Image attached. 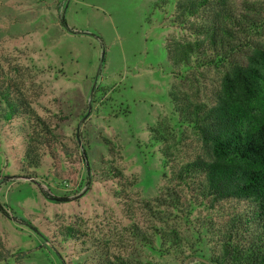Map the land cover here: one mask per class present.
Wrapping results in <instances>:
<instances>
[{"label":"rangeland","instance_id":"374dc122","mask_svg":"<svg viewBox=\"0 0 264 264\" xmlns=\"http://www.w3.org/2000/svg\"><path fill=\"white\" fill-rule=\"evenodd\" d=\"M157 2L0 0V79L20 89L57 126L63 141L57 162L46 156L40 169L23 171V139L11 134L10 127H0V249L6 257L0 264H90V246L100 239L136 264H203L216 250L201 225L204 219L212 218L220 227L235 209L248 207L228 202L212 210L196 204L187 217L176 213L172 222L157 225L176 230L179 247H162L158 240L146 247L126 233L133 220L150 224L134 201L154 199L169 182L162 151L179 152V141L188 138L189 144L193 141L185 149L189 159L204 152L173 114L169 97L178 80L167 45L172 39H194L173 23V6L162 9ZM228 4L253 8L261 39L264 0ZM214 77L210 72L208 86ZM153 130L167 138V145L153 142ZM110 140L113 153L105 146ZM110 161L138 184L128 204L115 198V181L88 176ZM68 227L86 239L62 238L59 231Z\"/></svg>","mask_w":264,"mask_h":264},{"label":"trees","instance_id":"16d2710c","mask_svg":"<svg viewBox=\"0 0 264 264\" xmlns=\"http://www.w3.org/2000/svg\"><path fill=\"white\" fill-rule=\"evenodd\" d=\"M157 4L162 9L173 6V23L194 39L185 43L172 39L167 45L178 80L169 97L173 114L195 134L204 152L189 159L185 149L193 141L189 144L188 138L179 141L181 153L168 147L162 151L169 182L154 199L134 201V207L150 224L143 226L133 220L126 233L146 247H153L156 240L162 247H179L178 232L157 225L172 222L176 213L187 217L196 204L215 210L228 202L244 203L248 207L235 209L220 227L212 218L201 223L216 244L207 261L264 264V35L257 38L262 26L253 8L240 10L228 0H158ZM62 24L66 25L64 20ZM210 72L216 77L208 86ZM7 126L11 134L23 139V171L40 169L46 156L57 162V148L63 145L57 126L44 119L20 89L0 79V127ZM151 133L153 142L167 145L164 135L157 130ZM105 146L114 152L113 141ZM83 155L89 167L86 150ZM104 165L88 175L91 181H115V198L128 204L138 184L128 181L113 161ZM0 210L4 208L0 206ZM32 229L40 234L37 228ZM59 234L70 240L87 237L72 227ZM2 250L0 259H6ZM89 251L90 264H136L115 252L107 240H96Z\"/></svg>","mask_w":264,"mask_h":264},{"label":"water","instance_id":"95a60500","mask_svg":"<svg viewBox=\"0 0 264 264\" xmlns=\"http://www.w3.org/2000/svg\"><path fill=\"white\" fill-rule=\"evenodd\" d=\"M201 262L203 263V264H210L207 260H201ZM186 264H188V262L186 263Z\"/></svg>","mask_w":264,"mask_h":264}]
</instances>
